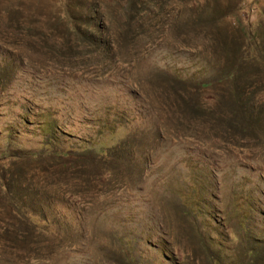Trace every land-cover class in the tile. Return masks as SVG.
<instances>
[{
  "label": "rangeland",
  "instance_id": "obj_1",
  "mask_svg": "<svg viewBox=\"0 0 264 264\" xmlns=\"http://www.w3.org/2000/svg\"><path fill=\"white\" fill-rule=\"evenodd\" d=\"M0 264H264V0H0Z\"/></svg>",
  "mask_w": 264,
  "mask_h": 264
}]
</instances>
